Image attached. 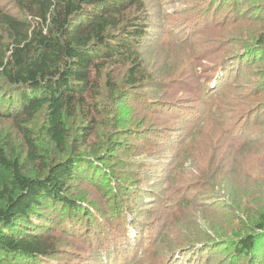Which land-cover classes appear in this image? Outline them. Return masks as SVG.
Masks as SVG:
<instances>
[{
	"label": "trees",
	"instance_id": "1",
	"mask_svg": "<svg viewBox=\"0 0 264 264\" xmlns=\"http://www.w3.org/2000/svg\"><path fill=\"white\" fill-rule=\"evenodd\" d=\"M212 2L203 15L205 36L220 42L226 89L239 81L238 91L248 87L250 96L237 113L223 114L233 134L205 151L183 146L189 161L179 174L191 175L185 185L195 195L179 205H196L188 219L197 233L234 247L225 249L233 261L264 264V211L251 214L238 194L220 195L234 181L227 157L250 152L264 136V98L256 96L264 92V68L255 72L264 29L255 30L249 45L251 36L236 28L244 45L230 48L236 23L253 28L264 21V0ZM147 7L146 0H0V264H51L81 239L88 247L93 237L102 241L104 227L118 218L147 227L143 218L169 203L170 178L142 185L137 178L149 182L150 173L140 175L126 162L157 144L160 133L162 104L148 95L164 86L148 71L146 54L159 43H149ZM185 111L167 109L179 117ZM185 133L190 141L198 135ZM198 151L205 154L201 162ZM214 244L181 242L177 250L204 253Z\"/></svg>",
	"mask_w": 264,
	"mask_h": 264
},
{
	"label": "rangeland",
	"instance_id": "2",
	"mask_svg": "<svg viewBox=\"0 0 264 264\" xmlns=\"http://www.w3.org/2000/svg\"><path fill=\"white\" fill-rule=\"evenodd\" d=\"M212 1L146 0L147 11L151 16L149 30L152 37L149 43H159L150 54H146L148 71L154 75L158 84L164 86L162 91L150 90L148 95L152 99L158 98L162 104L159 113H156L159 117L160 133L157 144L142 147V153L126 162L128 167L136 169L140 175L150 173L149 178L153 183L151 180L148 182L147 178L138 177L142 185H157L163 179L170 178L173 184L170 182V193L167 194L170 195L169 203L165 208H155V213L143 218L147 227H139L138 223H133L131 216L128 217V223L118 218L110 228L104 227L106 235L102 241L93 237L88 247L81 239L76 247H69L67 254L59 259H51V264H238L231 259V254L227 256L228 252L225 250L231 253L234 247L221 246L223 240L219 236L207 238L197 233L199 228L188 219L194 215L191 212L196 210V205L191 204L192 206L184 209L179 205L182 198L195 195V189L185 185L192 179L191 175L179 174L189 161L182 157L188 156L187 148L183 146L192 143L188 147L189 150L197 148L205 151L216 139L225 136V132L229 133L228 136L233 134L235 130L232 129V121L226 119L223 114L237 113L245 98L250 96L248 87L238 91L236 86L239 81H235L234 86L226 89L230 78L226 76L223 80L224 75L220 67L222 57L217 53L220 42L205 36L208 30L203 15ZM229 6L230 2L224 6L222 13ZM239 24L241 25L237 26ZM234 26L237 27L234 28V36L231 38L234 42L230 48L239 51L244 43L239 33H236V28L247 31V36H251V45L256 42L253 39L255 30L264 29V21L253 22V28L245 22L236 23ZM166 51H170V54ZM222 53L227 54V50L224 49ZM260 59L258 63L261 65L256 68V73L264 68V54ZM257 78L258 76H253V79ZM256 96L263 99L264 92L257 93ZM182 106L187 111L180 117L173 114L174 111L167 113V109L171 107L180 109ZM146 119L152 120L148 117ZM205 124V127H200ZM191 131L198 134L194 141L186 138L185 132ZM241 139L237 137V143ZM133 141L138 140L134 138ZM231 142L226 136L222 145L227 147ZM245 150L251 151H232V157H227V162L232 160V163L226 169L232 167L234 181L231 180L227 185L229 188L220 195L238 194L241 199L247 201L245 207L250 209V213L258 214L264 211V136ZM203 155L198 151L199 162L203 160ZM92 193L96 195L94 191ZM233 199L240 200L235 196ZM187 211L189 216H186ZM180 217L182 220L178 221ZM136 218L138 217H134ZM138 220L140 221V218ZM145 229L147 230L144 231ZM170 230L173 232L169 241L166 240V234ZM236 230H239L238 225ZM210 239H214V245L220 247L208 249L204 253L193 249L184 254L183 251L177 250L181 242L202 244ZM242 260L241 264H244L247 259Z\"/></svg>",
	"mask_w": 264,
	"mask_h": 264
}]
</instances>
